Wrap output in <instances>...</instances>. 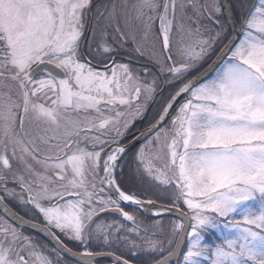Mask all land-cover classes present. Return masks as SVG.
<instances>
[{"label":"snow or ice","instance_id":"1","mask_svg":"<svg viewBox=\"0 0 264 264\" xmlns=\"http://www.w3.org/2000/svg\"><path fill=\"white\" fill-rule=\"evenodd\" d=\"M106 260L264 264V0H0V264Z\"/></svg>","mask_w":264,"mask_h":264},{"label":"flooded vegetation","instance_id":"2","mask_svg":"<svg viewBox=\"0 0 264 264\" xmlns=\"http://www.w3.org/2000/svg\"><path fill=\"white\" fill-rule=\"evenodd\" d=\"M144 126L145 125H144L143 122H140V123L137 124V128H140V129H142ZM6 202H7L8 206L13 211H15L16 213H18L21 216H24L25 219H31V217L27 216L25 214V211L16 202H14L12 200H7ZM129 210H131V209H129ZM36 219H37L38 222H40L39 217H36ZM23 231L25 232L26 235H31V236L38 237L40 240L45 241L46 243L51 244V242L50 241H46L45 240V237L41 233H39V232H36V231H34L32 229H29V228H24ZM69 246L70 247H73V245H69ZM134 262H136V261H134ZM104 264H111V261L110 260H106V261H104Z\"/></svg>","mask_w":264,"mask_h":264},{"label":"rangeland","instance_id":"3","mask_svg":"<svg viewBox=\"0 0 264 264\" xmlns=\"http://www.w3.org/2000/svg\"><path fill=\"white\" fill-rule=\"evenodd\" d=\"M133 264H136V262H133Z\"/></svg>","mask_w":264,"mask_h":264}]
</instances>
